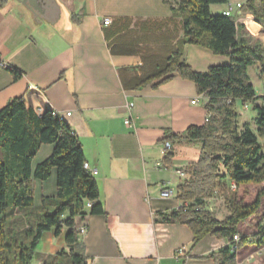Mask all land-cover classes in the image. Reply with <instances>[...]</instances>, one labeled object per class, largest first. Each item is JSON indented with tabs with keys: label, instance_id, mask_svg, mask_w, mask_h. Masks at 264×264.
<instances>
[{
	"label": "crops",
	"instance_id": "0c3cea01",
	"mask_svg": "<svg viewBox=\"0 0 264 264\" xmlns=\"http://www.w3.org/2000/svg\"><path fill=\"white\" fill-rule=\"evenodd\" d=\"M24 3L7 0L0 7V60L21 73L14 79L9 69L0 68V109L22 97L36 113L70 112L64 121L78 137L104 208L103 214L76 219L77 229L86 228L79 243L89 264H215L210 255L226 245L225 239L206 235L193 242L186 225L164 223L159 215L182 205L176 188L185 175L177 170L187 169L199 152L181 166L174 148L191 144L182 137L189 126L204 123L206 100L176 73L164 82L142 80L163 68L174 52L196 72L228 58L182 42L172 0H52L45 11L38 0ZM105 17L111 19L108 26L99 22ZM255 114L248 115L251 123L241 124L255 129ZM167 138L171 158L160 153ZM51 150L52 145H41L32 165ZM31 185L38 206L41 196L56 194L54 171ZM162 188L174 196L162 198ZM259 213L264 214V199ZM242 229L253 230L248 224ZM178 248L184 253L176 259ZM62 249L67 251L63 237L47 231L31 264Z\"/></svg>",
	"mask_w": 264,
	"mask_h": 264
},
{
	"label": "trees",
	"instance_id": "16d2710c",
	"mask_svg": "<svg viewBox=\"0 0 264 264\" xmlns=\"http://www.w3.org/2000/svg\"><path fill=\"white\" fill-rule=\"evenodd\" d=\"M6 1L0 0V7ZM172 2V13L181 18L182 42L226 56L228 63L196 72L180 61L179 52H174L163 68L142 80L164 82L173 73L190 80L205 98L204 109L209 115L202 125L189 126L184 132L183 140L199 144L198 159L184 170L185 178L176 188L181 207L159 214L160 221L186 225L193 242L206 235L225 239L226 245L210 257L215 264H237L243 242L256 250L264 247V214L259 215L264 199V146L258 142L264 137V93L257 94L247 74L249 66L258 65L264 79V46L251 44L240 35L235 16L211 13V5L227 4L229 0ZM254 2L246 0L239 11L251 13L258 26L264 20V0L259 6ZM9 70L14 79L20 77V72ZM237 100L252 105L255 129L248 122L239 123ZM41 145H52L51 153L33 166ZM169 154L167 158H171ZM84 162L78 137L51 109L39 115L26 107L22 97L10 100L0 109V264H31L46 231L62 236L67 251L62 249L45 257L41 264H89L79 243L76 219L86 214H103L104 208L97 183L84 168ZM52 171L56 194L41 196L40 205L36 206L32 179L45 181ZM215 190L225 200L227 214L222 219L205 208V199ZM248 196L250 200L246 199ZM184 203L188 205L184 207ZM253 219V230H243V225Z\"/></svg>",
	"mask_w": 264,
	"mask_h": 264
},
{
	"label": "rangeland",
	"instance_id": "374dc122",
	"mask_svg": "<svg viewBox=\"0 0 264 264\" xmlns=\"http://www.w3.org/2000/svg\"><path fill=\"white\" fill-rule=\"evenodd\" d=\"M235 4L238 1L240 4H244L246 0H229ZM255 5H260V0H255ZM225 4H213L210 6L211 13H218L220 9H222ZM241 17L244 19L243 23L240 25L239 33H243L245 37L249 40L251 44L260 43L264 46V20H262L258 26H256L254 22V17L251 13H242L240 14ZM246 27V28H245ZM247 74L250 78V82L253 84L254 89L256 90L257 94L262 95L264 93V79L261 77L258 65H252L247 68ZM235 109L239 114L240 119L239 122L247 119L249 123L251 120L249 119L250 114H252L253 109L250 103H242L241 101L237 100ZM253 124V123H252ZM259 144L264 146V137L258 139ZM186 148H189L187 150ZM175 156L178 157L179 163L182 165L187 164L188 161H193L195 155H198L197 152L200 150V146L198 143H191V144H184L175 146ZM239 195H242V191H238ZM247 200H250L251 197H246ZM205 208L210 210L212 214L218 218L222 219L226 216V205L224 196L221 192L215 190L213 195L205 199ZM256 219L249 221V229L252 230V225ZM251 222V223H250ZM47 232V231H46ZM45 233V232H44ZM248 242H243L240 245L238 254H237V264H264V247L258 250L256 249H247L249 247Z\"/></svg>",
	"mask_w": 264,
	"mask_h": 264
},
{
	"label": "built area",
	"instance_id": "2783aa9c",
	"mask_svg": "<svg viewBox=\"0 0 264 264\" xmlns=\"http://www.w3.org/2000/svg\"><path fill=\"white\" fill-rule=\"evenodd\" d=\"M240 7H241V4L240 3H235L234 4V3H232V2L229 1L226 4L225 9L222 11V14L225 15V16H235L236 22L239 23V24H241V23H243V20L244 19L241 17V15L239 13H236L237 11H239ZM99 22L101 23L102 26H108L111 23V19L108 18V17H105V18L99 20ZM0 68L10 69V67L5 62H3L1 60H0ZM196 102H197V99H194V100L191 101L192 104H195ZM132 107H133V103L132 102H129L127 104V108L128 109H131ZM51 111H52V114L54 116H57L60 120H64V118L66 116H69L70 115V112H67L66 114L63 115V114H60L59 112H57V111H55L53 109H51ZM41 113H42V111H39L37 114L40 115ZM208 118H209V115L206 114L205 115V118H204V122H206L208 120ZM125 124L128 125V126H131V123H130V121L128 119L125 120ZM170 149H171V143L168 140L163 141L162 146L160 148L161 155L165 156ZM83 166H84V168L87 171H89V165H88V163L84 162ZM177 174L179 176H181V177H184L185 172H184L183 169L182 170L179 169V170H177ZM160 196L162 198H170V197L174 196V192L170 188H162L161 191H160ZM90 205L91 204L88 203L87 204V207H90ZM187 205H188L187 203H184L183 204L184 207L187 206ZM85 230H86L85 227H80L78 229V232L81 235V234H83L85 232ZM233 240L235 242L238 240L237 235L236 236H233ZM234 248H235V250H237V247L236 246H234ZM183 253H184L183 249L182 248H178L175 251L174 257L176 259H178V258H180L183 255Z\"/></svg>",
	"mask_w": 264,
	"mask_h": 264
},
{
	"label": "water",
	"instance_id": "95a60500",
	"mask_svg": "<svg viewBox=\"0 0 264 264\" xmlns=\"http://www.w3.org/2000/svg\"><path fill=\"white\" fill-rule=\"evenodd\" d=\"M21 4H25L24 0H15ZM48 1H52V0H38L39 5L41 6L42 10L45 11L46 8L48 7Z\"/></svg>",
	"mask_w": 264,
	"mask_h": 264
}]
</instances>
